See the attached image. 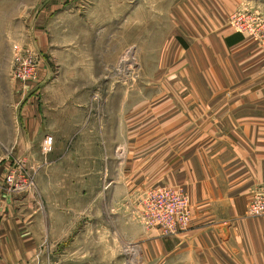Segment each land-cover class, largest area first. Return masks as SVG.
<instances>
[{"label":"rangeland","instance_id":"1","mask_svg":"<svg viewBox=\"0 0 264 264\" xmlns=\"http://www.w3.org/2000/svg\"><path fill=\"white\" fill-rule=\"evenodd\" d=\"M189 1L0 0L1 122L31 119L28 153L63 155L64 165L84 170L95 161V176L80 177L79 251L65 249L48 264H199L187 258V226L174 233L142 220L154 189L187 196L179 186L152 187L144 171L153 157L170 165L182 156L187 105H200L188 59L198 55L189 49L214 10L208 0L207 8ZM224 5L225 24L239 31L238 12ZM45 137L53 139L47 154ZM63 195L75 206V194Z\"/></svg>","mask_w":264,"mask_h":264},{"label":"crops","instance_id":"2","mask_svg":"<svg viewBox=\"0 0 264 264\" xmlns=\"http://www.w3.org/2000/svg\"><path fill=\"white\" fill-rule=\"evenodd\" d=\"M208 3L213 23L197 25L202 39L189 49L198 56L188 58L193 73L188 72L200 82L191 97L201 101L187 105V147L170 165L153 157L144 172L152 187L179 186L187 193L188 259L199 264H264V217L246 214L253 192L264 185V73L259 70L264 67V41L245 38L224 22V3L232 13L245 10L263 24L258 22L252 33L264 39V0ZM203 6L194 4L196 10ZM238 35L240 41L227 43ZM31 114L29 106L21 112L26 119ZM12 119L1 122L0 116V264H48L69 248L74 255L80 242V177L95 176V161L84 170L83 164L64 165L63 155L28 153L33 123ZM15 167L31 183L23 191L3 183ZM135 168L137 177L145 175ZM65 192L76 195L75 206Z\"/></svg>","mask_w":264,"mask_h":264},{"label":"built area","instance_id":"3","mask_svg":"<svg viewBox=\"0 0 264 264\" xmlns=\"http://www.w3.org/2000/svg\"><path fill=\"white\" fill-rule=\"evenodd\" d=\"M235 18L236 25L240 27H237L239 31L242 28L241 30L247 29L252 32L254 23L259 22L257 17L242 12H238ZM247 21H251L253 24L245 27ZM240 32L242 33V31ZM42 144L43 151L47 154L52 149L53 139L45 137ZM3 183L7 189L14 191H23L31 185L29 178L22 174L17 167L7 172ZM144 203L146 208L142 220H146L152 227H160L169 232H174L178 230L177 227L183 229L189 225L191 218L189 200L181 190L171 187L154 189L146 196ZM247 216L250 218L264 217V185L253 192L252 199L247 206Z\"/></svg>","mask_w":264,"mask_h":264},{"label":"trees","instance_id":"4","mask_svg":"<svg viewBox=\"0 0 264 264\" xmlns=\"http://www.w3.org/2000/svg\"><path fill=\"white\" fill-rule=\"evenodd\" d=\"M241 39H242V36L241 35H238V36H235V37H232V38L227 39V43L233 44L235 42L240 41Z\"/></svg>","mask_w":264,"mask_h":264}]
</instances>
